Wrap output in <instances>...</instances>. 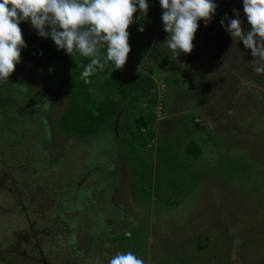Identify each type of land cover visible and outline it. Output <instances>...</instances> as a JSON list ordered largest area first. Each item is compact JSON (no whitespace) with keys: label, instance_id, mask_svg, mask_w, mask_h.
Returning a JSON list of instances; mask_svg holds the SVG:
<instances>
[{"label":"rangeland","instance_id":"1","mask_svg":"<svg viewBox=\"0 0 264 264\" xmlns=\"http://www.w3.org/2000/svg\"><path fill=\"white\" fill-rule=\"evenodd\" d=\"M215 2L212 21L198 22L193 51L176 57L164 43L159 0H148L147 17L129 26L126 65L112 72L108 66L116 77L108 89L89 85L92 100L82 99L80 86L62 91L65 67L55 60L62 50L50 38L55 57L48 64L16 65L9 81L0 82V145L17 146L7 155L45 157L42 186L87 192L77 196L84 212L71 228L80 256L65 257V264H108L127 251L144 264H264V74L254 71L251 50L219 22L239 13L247 31L243 0ZM31 32L27 27L22 35L27 40ZM141 76L148 93L114 110L113 99ZM105 97L112 105L101 110ZM73 114L79 127H63ZM89 114L101 118L80 129ZM36 176L26 185L37 186ZM51 192L55 198L37 190L32 205L57 210L42 197ZM9 222L22 224L9 217L0 225L6 230ZM54 243L47 260L58 263Z\"/></svg>","mask_w":264,"mask_h":264},{"label":"clouds","instance_id":"2","mask_svg":"<svg viewBox=\"0 0 264 264\" xmlns=\"http://www.w3.org/2000/svg\"><path fill=\"white\" fill-rule=\"evenodd\" d=\"M159 4L167 33L164 43L176 57L193 51L198 22L207 26L218 8L215 0H159ZM149 7L148 0H0V82L9 81L27 47L21 22H29L38 36L50 38L57 50L88 60L77 65L83 69L80 79L85 84L108 66L111 72L123 70L131 51L129 26L147 17ZM137 11L139 17L134 15ZM243 12L250 26L247 31L239 13L234 19L225 14L219 22L233 42L242 41L251 50L254 71L264 74V0H243ZM108 264L144 261L127 251L109 257Z\"/></svg>","mask_w":264,"mask_h":264},{"label":"flooded vegetation","instance_id":"3","mask_svg":"<svg viewBox=\"0 0 264 264\" xmlns=\"http://www.w3.org/2000/svg\"><path fill=\"white\" fill-rule=\"evenodd\" d=\"M1 141L5 143L3 139ZM0 147L3 149L2 145ZM13 147L17 148V146L8 145L6 149L0 150V195L2 196V198L0 197V221L4 225V222L8 221L10 217L14 223L22 222V224L11 225L9 222V227L6 230L3 225H0V264H21V261L31 259H36L41 264H65L67 256L76 261L80 254L74 240L75 232L71 231V228H74L73 222L77 215L84 212L80 208L82 200H78L77 196L80 197L86 191L78 193L79 195H70L73 194L70 192L72 186L64 189L62 186H42L44 184L43 175L49 168V164L44 160L45 157L43 159L40 156L39 161H32L30 158L34 153H29V151L20 157L19 153L12 156L7 155L6 150ZM29 162L30 164H28ZM38 173H40L39 176H36ZM42 173L44 174L42 175ZM34 176L38 177L37 186H27L28 177L32 180ZM37 190H41V192L42 190L53 191L56 194L55 198L52 196V192L51 196L44 194L42 197L45 203L53 205L55 201V207L59 206V208L51 210L50 207L48 209V206L44 208V205L41 207L32 205L31 201L36 200ZM65 204L67 205L64 208ZM75 210H78L77 214H74ZM54 239H58L57 245L54 243ZM65 240H67V244ZM53 243L56 256H59L58 263L47 260L46 253H50L52 256V252H54L50 251L52 249L49 245ZM17 259L19 263L16 262Z\"/></svg>","mask_w":264,"mask_h":264},{"label":"trees","instance_id":"4","mask_svg":"<svg viewBox=\"0 0 264 264\" xmlns=\"http://www.w3.org/2000/svg\"><path fill=\"white\" fill-rule=\"evenodd\" d=\"M20 27L22 28V33L26 31V28L29 27L32 29L31 32V38L28 37L26 40V36L23 37L24 40H26L27 46H31L29 50L23 51L22 50V60L19 64V66H28V67H35L38 68L41 65L48 64L53 57H55V54L49 45L48 41L46 38H42L38 36L36 30L32 28L31 24L29 22H21ZM26 34V33H25ZM29 54L31 55L29 57ZM55 60L60 64V66L65 67L64 74L66 75V78L63 80L64 83L61 85V89L65 94L70 93V89L73 85L80 86L78 89H80V93L82 94V99L86 101L92 100L91 94H89L88 89L90 88L89 85L92 87H96L97 89L101 90L103 87H106L107 89L110 87L111 83L113 80L116 78L112 73H110V69L108 67L105 68L104 71H98L95 75L91 76L90 83L85 84L82 79H80V73L82 72V68L78 67L77 65L79 64H87L89 61L80 57H77L73 59L71 56L67 55L63 50L61 51V54L55 57ZM117 73V72H116ZM119 74L117 73V76ZM146 77H140V80L134 82L133 86H131L128 90H122L119 98L113 99L114 100V110L116 111H125L127 103L135 97H138L140 95H146L148 93V88L144 87V81ZM67 82V83H66ZM70 85L71 87L67 89L66 85ZM103 91V90H101ZM129 93V94H127ZM126 96L125 99H123ZM94 100V99H93ZM79 102V101H78ZM84 104V103H83ZM85 105V104H84ZM83 105V106H84ZM112 105L111 100L107 99L106 97L102 100H100V108L103 110V107ZM82 108V107H81ZM85 109V108H83ZM85 114V113H83ZM91 117H89L85 121L83 127H80V129H86L88 123L91 122L92 120L101 118L100 116L98 118H95L91 114H89ZM79 118V117H78ZM79 120V121H78ZM84 122L83 118H81V123ZM80 123V118L77 119L75 114L72 116H69L68 118H64L62 126L66 127L67 129H76L78 124ZM145 123H143L141 120L138 122V126H144ZM85 126V127H84ZM138 127V128H139ZM119 135L116 137L118 138ZM120 139V137H119Z\"/></svg>","mask_w":264,"mask_h":264},{"label":"water","instance_id":"5","mask_svg":"<svg viewBox=\"0 0 264 264\" xmlns=\"http://www.w3.org/2000/svg\"><path fill=\"white\" fill-rule=\"evenodd\" d=\"M117 125H118V113L116 114V118H115V121H114V130H115L116 134H117Z\"/></svg>","mask_w":264,"mask_h":264}]
</instances>
